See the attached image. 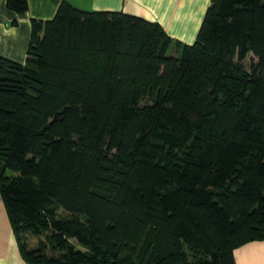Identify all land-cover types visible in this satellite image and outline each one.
I'll list each match as a JSON object with an SVG mask.
<instances>
[{"label": "trees", "instance_id": "trees-1", "mask_svg": "<svg viewBox=\"0 0 264 264\" xmlns=\"http://www.w3.org/2000/svg\"><path fill=\"white\" fill-rule=\"evenodd\" d=\"M30 22L24 62L0 56V198L26 263L235 264L264 240V0H211L191 44L66 1Z\"/></svg>", "mask_w": 264, "mask_h": 264}, {"label": "crops", "instance_id": "crops-1", "mask_svg": "<svg viewBox=\"0 0 264 264\" xmlns=\"http://www.w3.org/2000/svg\"><path fill=\"white\" fill-rule=\"evenodd\" d=\"M62 1L83 10H117L158 22L169 36L191 44L211 0H27L28 9L24 13L9 10L6 0H0V56L23 63L31 19H51ZM233 255L235 264H264V240L247 242L237 247ZM0 264H28L20 255L1 198Z\"/></svg>", "mask_w": 264, "mask_h": 264}, {"label": "rangeland", "instance_id": "rangeland-1", "mask_svg": "<svg viewBox=\"0 0 264 264\" xmlns=\"http://www.w3.org/2000/svg\"><path fill=\"white\" fill-rule=\"evenodd\" d=\"M249 62V56L247 57V59L245 60V63H248ZM31 247L32 246H36V239H31Z\"/></svg>", "mask_w": 264, "mask_h": 264}]
</instances>
